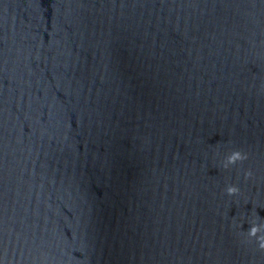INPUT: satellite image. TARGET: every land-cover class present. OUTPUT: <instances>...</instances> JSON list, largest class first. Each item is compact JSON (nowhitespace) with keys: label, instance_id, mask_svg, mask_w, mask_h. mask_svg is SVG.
Instances as JSON below:
<instances>
[{"label":"clouds","instance_id":"9594fccd","mask_svg":"<svg viewBox=\"0 0 264 264\" xmlns=\"http://www.w3.org/2000/svg\"><path fill=\"white\" fill-rule=\"evenodd\" d=\"M247 154L243 153L241 151H232L226 158L224 161V167L227 168L230 165H235L237 164V162L246 160ZM246 177H251L252 176V172L248 171L246 172ZM239 188L235 185H230L226 188V192L229 196H234L236 194L239 193ZM262 231H264V224H255L253 223L252 226L249 228L247 235L250 238H256L257 243H258V247L260 250L264 251V235H258V233H261Z\"/></svg>","mask_w":264,"mask_h":264}]
</instances>
